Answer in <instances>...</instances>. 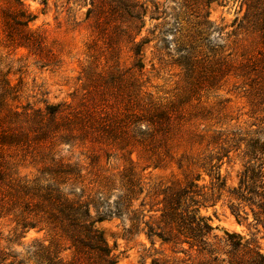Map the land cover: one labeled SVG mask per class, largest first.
I'll use <instances>...</instances> for the list:
<instances>
[{
	"label": "rangeland",
	"instance_id": "374dc122",
	"mask_svg": "<svg viewBox=\"0 0 264 264\" xmlns=\"http://www.w3.org/2000/svg\"><path fill=\"white\" fill-rule=\"evenodd\" d=\"M126 1L145 11L135 41L136 32L126 29ZM14 3L0 0L1 21ZM21 3L34 16L28 29L13 27V37L22 39L8 41L0 23V141H9L10 121L27 144L15 150L0 146L2 161L29 179L53 162L74 167V193L89 198L93 217L104 218L97 227L116 264H251L258 253L264 256V195L248 194L245 203L233 198L243 167L259 164L250 145L264 144V73L251 76L258 77L252 88L235 75L244 62L240 55L261 48L256 34L237 30L234 21L245 6L236 0ZM189 52L200 64L187 78L178 62ZM227 54L236 59L231 72L213 80L204 67ZM139 85L153 101L173 104L182 115L171 162L162 150L158 160L137 145L132 127L114 125ZM48 106L58 107L55 116ZM10 111L18 118H7ZM182 154L188 162L179 169ZM210 154L221 159L213 160L224 180L221 190L212 188L201 167ZM191 182L202 195L195 198L198 215L212 228L201 242L187 240L182 200L176 216L163 215ZM14 226L0 219V246L7 255L2 264L16 253L25 258L28 248L46 239L36 230L13 236ZM67 248L61 256L70 260Z\"/></svg>",
	"mask_w": 264,
	"mask_h": 264
},
{
	"label": "trees",
	"instance_id": "16d2710c",
	"mask_svg": "<svg viewBox=\"0 0 264 264\" xmlns=\"http://www.w3.org/2000/svg\"><path fill=\"white\" fill-rule=\"evenodd\" d=\"M14 1L15 3L9 6L6 15H4V19L0 20V23L5 27L7 39L11 43L23 38L13 37V27L16 30L28 29L29 24L34 20V16L23 8L21 0ZM236 1L240 3L241 8L243 5L245 6V13L242 18L240 20L236 18L234 21L238 23L237 30L247 34H256L261 45L255 54L240 55L244 62L237 67L239 72L237 74L235 72L237 77L248 82L245 83L246 86L252 88L255 79L258 77L251 78V76L264 73V0ZM143 9V5L129 1L124 2L122 8L127 31L136 32L134 41L144 26L145 11ZM25 40L28 41L29 39L25 38ZM137 46L140 45L137 44ZM141 52V49H138L135 54L140 55ZM188 54L187 57L178 62L187 78L195 72L200 64L192 53L189 52ZM231 55L227 54L219 58L212 66L210 62H207L208 64L204 68L210 75H214L213 80L216 78L223 79L231 72L235 64L234 60H236L229 58ZM138 66L141 68V63H138ZM211 84H215V82ZM47 110L50 116H55L58 107L48 106ZM9 113L7 118L11 120L18 118L16 112L10 111ZM115 117L117 122L115 121L114 125L132 127L131 133L135 143L155 154L158 160L162 159V153L165 159H170V162L174 159L178 147L174 146L173 142L175 137L181 134L183 125L180 123L182 115L178 113L173 104L153 101L143 91V86L139 85L134 97L127 99ZM8 122L11 131L8 134L9 141H0V146H7L14 150L21 149L27 144V141L25 137L21 136L22 134L14 133L13 128L10 127L12 126L10 121ZM250 147L252 148L250 156H253L259 164L255 168H252L250 164L243 167L239 174L238 187L233 193V198L243 203L251 201L245 197L248 194H254L256 197L258 191L264 195V144L254 142ZM172 149H176V151L172 152ZM161 150L162 153L159 152ZM207 159L208 162L201 167L208 171L211 184L214 185L212 188L221 190L224 186V180L218 171L219 169L216 170L218 168L216 163H213V160L218 163L221 159L217 155L211 154L208 155ZM183 162H186L187 166L188 157L184 154L177 160L179 169L184 167ZM76 174L74 167L70 164L58 161L44 167L36 177L29 179L21 176L13 165L9 166L0 158V219H11L15 225L13 236H17L18 230H21V234L36 230L43 232L46 238L38 243L35 241V245L26 250L23 259H19L20 253L13 256L9 255L13 258L9 264H24V262L32 264H116L112 250L108 246L102 231L97 227L99 223L104 221V218L101 216L93 217L91 213L92 203L89 198L85 199L83 195L77 196L74 193L72 186ZM196 189H198L197 184L189 183L182 190L180 198H172L171 205L170 202L168 203L170 210L166 209L163 215H168L167 212H169L171 218L176 216L182 200L185 203V209L181 219L183 225L187 226V231H190L187 240L201 242L205 233L211 231L212 228L203 217L198 215L199 207L196 205L198 201L195 198L202 195H199ZM262 199H259L258 202ZM193 206L196 207L193 208ZM261 206L263 204L258 203V207ZM237 217L235 216V220L239 223ZM226 235L231 240L233 238L242 240L236 235ZM1 240L0 234V242ZM11 241V239L6 240L7 243H11ZM63 246L72 250L70 260L61 256ZM256 256L251 264H264V256L259 253ZM5 260H7V255L0 246V264Z\"/></svg>",
	"mask_w": 264,
	"mask_h": 264
}]
</instances>
